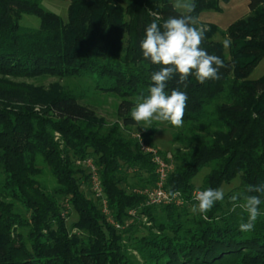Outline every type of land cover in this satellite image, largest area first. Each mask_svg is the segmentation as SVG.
I'll use <instances>...</instances> for the list:
<instances>
[{
  "label": "trees",
  "instance_id": "1",
  "mask_svg": "<svg viewBox=\"0 0 264 264\" xmlns=\"http://www.w3.org/2000/svg\"><path fill=\"white\" fill-rule=\"evenodd\" d=\"M231 1L194 0V15L222 14ZM171 4L70 0L64 21L42 0H0V264H139L132 253L141 264H264V196L262 214L247 233L239 229L247 214L230 199L237 193L218 201L207 219L190 211L193 181L203 170L209 173L198 190L239 179L242 193L264 183V77L250 80L264 60V0H251L250 14L225 32L208 27L202 47L225 64L218 80L201 84L190 76L184 88L174 77L168 84V91L188 95L182 131L174 136L181 149L166 183L182 206L150 207L144 195L129 192L130 180L152 189L157 175L151 157L120 125L108 129L80 96L58 85L16 82L92 80L99 93L121 99L124 130L137 127L130 100L147 95L158 70L143 58L140 41L153 13L159 23L175 14ZM25 15L37 17L39 28H23ZM217 34L231 46L215 42ZM153 136L143 135L150 147ZM86 159L98 168L109 216L91 191L86 196L90 175L77 167ZM42 166L55 180L52 190L41 182ZM68 208L78 217L75 234L64 215Z\"/></svg>",
  "mask_w": 264,
  "mask_h": 264
},
{
  "label": "clouds",
  "instance_id": "2",
  "mask_svg": "<svg viewBox=\"0 0 264 264\" xmlns=\"http://www.w3.org/2000/svg\"><path fill=\"white\" fill-rule=\"evenodd\" d=\"M171 7L175 14L163 19L162 23L158 22L161 20L160 14L153 13L154 19L146 26L144 38L140 41L143 58L158 66V70L150 75L147 95H138L130 110L131 119L146 128L154 123H167L178 128L183 126L188 95L180 88L167 90L174 77H178V84L187 88L186 82L190 76L203 84L218 80L220 69L225 67L219 56L209 54L202 47L208 29L194 15V0H172ZM222 44L227 49L231 46V40L224 39ZM169 196L175 198L176 193L170 190ZM261 196H264V183L246 185L244 192L230 197L234 207L247 214V221L239 225L241 232L247 233L254 229L257 218L262 214L259 207ZM224 198L223 188L196 190L193 193L196 203L190 211L207 219L206 214ZM238 200L241 202L237 203Z\"/></svg>",
  "mask_w": 264,
  "mask_h": 264
},
{
  "label": "rangeland",
  "instance_id": "3",
  "mask_svg": "<svg viewBox=\"0 0 264 264\" xmlns=\"http://www.w3.org/2000/svg\"><path fill=\"white\" fill-rule=\"evenodd\" d=\"M251 0H232L228 5H222L223 13H203L199 21L204 26L208 27L210 25L215 26L219 29L220 32H225L229 26L250 14L249 4ZM43 8L52 14L57 15L62 18L64 21H67L68 18V9L70 6V0H42ZM21 26L26 29H38L40 26V20L37 17L25 15L23 16ZM213 40L217 43H222L224 37L220 34H217ZM264 77V60L257 67V69L252 74L250 80L258 81ZM18 83H25L27 85H33L34 87H42L44 89H48L53 85H58L65 90L72 91L77 96L82 98L81 104L90 107L93 109L97 115V117L103 120L107 128H112L115 125H120L122 130L125 132L127 137H130L134 140L136 136H141L142 141L146 144L143 135L154 134L152 141L153 147L158 153H162L166 155V161L169 162L172 166L175 167L173 157L177 150L181 149V146L174 141V136L179 135L182 131V128H170L166 123L157 124L154 123L150 128H146L144 125L139 124L137 127H130L128 131H125V127L123 121L119 118L118 108L121 105V99L117 96L111 94L99 93L96 90V84L92 80L85 79H74V80H59L57 78H47V79H38V80H28V79H20L17 80ZM136 99H131L130 101L135 103ZM142 129V132L138 130ZM137 141V140H136ZM147 145V144H146ZM150 147V146H149ZM82 170L87 171L84 167L79 166ZM41 169L45 172L44 178L41 182L46 185L50 190H52L55 186V180L51 177L49 170L42 166ZM208 170H203L193 181V185L198 190L204 183L205 177L208 175ZM130 187H132L131 191H137L138 193L146 191L148 188L141 187L140 184H137L135 180H130ZM241 185L239 179L235 180L229 186H223L225 190V196L233 193H238V189ZM85 193L88 197L90 195L91 186H85ZM195 190V191H196ZM100 204V203H99ZM67 217V226L69 230H72V226L77 222V214L72 208H68L64 214ZM144 223H146V219H143ZM111 223V222H110ZM149 226L148 224H146ZM73 231V230H72ZM76 231H73L75 234ZM144 234V231H141ZM136 260L141 264V261L137 257L135 253H132Z\"/></svg>",
  "mask_w": 264,
  "mask_h": 264
},
{
  "label": "built area",
  "instance_id": "4",
  "mask_svg": "<svg viewBox=\"0 0 264 264\" xmlns=\"http://www.w3.org/2000/svg\"><path fill=\"white\" fill-rule=\"evenodd\" d=\"M138 144L140 145L141 151L151 157L152 164L156 168L157 183L152 189H147L140 194L146 197L147 206L150 207H164L171 204L176 206H182L183 200L179 194H176L175 198H171L166 190V183L169 175L174 171V166L167 162L154 148L149 147L142 141L141 136H136ZM79 166L84 167L90 175V186L91 192L96 200L101 203V208L104 215L109 216L107 209V201L100 181V175L98 168L96 167L92 159H86L85 161L78 162ZM134 215V213H130ZM114 225V223L111 221ZM116 228H120L115 225Z\"/></svg>",
  "mask_w": 264,
  "mask_h": 264
},
{
  "label": "crops",
  "instance_id": "5",
  "mask_svg": "<svg viewBox=\"0 0 264 264\" xmlns=\"http://www.w3.org/2000/svg\"><path fill=\"white\" fill-rule=\"evenodd\" d=\"M232 25V24H231Z\"/></svg>",
  "mask_w": 264,
  "mask_h": 264
}]
</instances>
